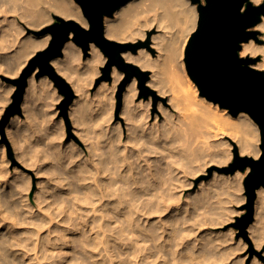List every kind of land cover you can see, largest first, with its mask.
I'll return each mask as SVG.
<instances>
[{"label": "bare ground", "instance_id": "6f19581e", "mask_svg": "<svg viewBox=\"0 0 264 264\" xmlns=\"http://www.w3.org/2000/svg\"><path fill=\"white\" fill-rule=\"evenodd\" d=\"M252 1L260 3L264 0ZM53 13L89 26L76 0H0V69L10 74L19 73L29 56L47 46L50 34L23 36L21 23L40 26L53 20ZM198 18L197 5L191 0H129L115 11L114 16L105 18L106 35L119 41L149 38L148 30L154 25L162 30L152 36L151 44L139 48L137 52L123 51L122 55L142 69H151L147 85L157 87L158 94H169L173 113L170 110L163 122L158 113L151 115L152 100L139 99L135 77L123 92L121 114L126 116V124L118 121L106 125L110 122L109 118L106 126H99L102 123L97 117L98 123H93V126L90 119L95 118L93 111L97 105L87 96L82 75L93 77L98 73V68L106 61L103 51L91 43V56L81 61L80 46L69 40L64 46V56L52 60L57 71L73 81L76 92L81 95L71 105H77L73 107V113L83 126L85 139L82 135L81 139L83 142L86 140L89 153L84 156L85 149L77 143L70 142L71 147L62 146L61 149L54 147L53 157L58 165L68 169L60 170L61 173L58 171L59 176L63 174L58 184L54 183L51 191L44 190L43 200L39 199L41 195L38 196L40 201L37 200V204L31 201L34 204L20 203L22 184L0 165V264H203L207 259L212 261V257H215L213 263H219L217 259L224 260L225 255L222 254V257L213 249L214 252L207 249L211 242L207 248L200 246L195 249L191 238L186 239L183 234V225L188 221L184 219L187 215L183 217L180 214V190L185 186L182 180L186 174L194 176L202 169L204 171V167L212 162H228L235 140L241 154L258 157L261 152L259 125L247 111L233 115L229 108L198 93L197 85H194L195 95L186 87L185 51ZM258 26L264 29V16ZM151 48L157 49L156 55ZM240 52L242 56L261 52L263 58L256 66L264 67V45L258 44L254 38L243 42ZM112 75L113 94L124 71L114 66ZM46 82L52 84L50 80ZM106 85L105 80L99 85L98 95L104 94L102 90ZM35 86L37 83L31 76L23 100V109L28 116L36 111L31 96ZM26 126L22 125V119L14 115L6 128L9 137L12 138L17 129L24 130ZM229 136L232 140L227 138ZM2 153L0 156L5 154ZM38 153L34 152L32 157ZM48 155H53L52 151ZM31 158L24 164L33 163L34 158ZM45 159L42 161L45 162ZM6 163L2 166L6 167ZM37 168V174L46 173L41 166ZM219 172L213 173L208 190L226 187L231 190L228 193L230 199H237L236 192L244 178L241 170L231 174ZM182 173L184 179H181ZM21 174L24 176L26 173ZM27 176L23 178L28 180ZM24 184L27 185V182ZM25 185L23 191H27ZM257 203L259 217L249 225V230L258 241H264L262 186L257 188ZM190 213L194 216L193 212ZM191 218L188 219L190 222Z\"/></svg>", "mask_w": 264, "mask_h": 264}, {"label": "water", "instance_id": "95a60500", "mask_svg": "<svg viewBox=\"0 0 264 264\" xmlns=\"http://www.w3.org/2000/svg\"><path fill=\"white\" fill-rule=\"evenodd\" d=\"M87 18L89 26L85 27L74 18H65L55 14L56 21L34 30L40 36L51 35L46 47L38 50L21 70L18 77L4 76V79L16 86L12 101L7 106L0 122V131L4 133L5 126L16 114L23 112V100L29 84V78L35 74L39 79L49 76L59 91L65 94L60 105L64 115L75 92L71 84L61 75L52 63L56 57L64 55V46L72 40L89 53L91 43H95L108 57L102 67V79H109L114 65L127 73L124 85L133 74L140 78L143 90L155 93L145 85L149 72L137 64L128 62L122 55L123 51L137 50L149 44V40L137 42H121L106 35L105 18L114 13L129 0H76ZM197 4L199 11L198 23L192 32L185 51V62L188 73L197 83L200 93L208 99L227 107L233 115L247 111L258 123L261 133L260 147L262 152L258 158L241 155L237 145L234 147V160L221 170L234 173L250 167L245 180L246 202L243 208L246 212L236 217L234 225L239 228V234L248 238V227L255 218V200L257 188L264 186V71L252 66L258 57L241 56L242 43L257 37L258 31L252 29L264 16V1L254 4L250 0H191ZM100 80H98L99 82ZM211 169L209 172L211 173ZM262 256L261 252H257Z\"/></svg>", "mask_w": 264, "mask_h": 264}, {"label": "rangeland", "instance_id": "374dc122", "mask_svg": "<svg viewBox=\"0 0 264 264\" xmlns=\"http://www.w3.org/2000/svg\"><path fill=\"white\" fill-rule=\"evenodd\" d=\"M201 1L205 2V0H201ZM250 1L254 4H259V3L253 2L252 0H250ZM262 2H260V3H262ZM55 14H57V13H53V16H52L53 20H51L49 22H45L40 26H31V25H28L27 23H25L23 21L21 23V28H22V30H24V32H22V35L23 36H26V35L40 36V35L35 34L34 30H39V29L47 26L48 24L55 22L56 21V18L54 17ZM156 26L157 25H154L148 30L149 38L146 37V39H142V40H144V41L149 40V44H151L152 43V36L154 34H158L162 31L159 28H157ZM252 29H255L258 31L257 37L259 38V40L255 39L256 42L260 45H264V29L259 27L258 24L255 25L254 27H252ZM47 35H49V34H47ZM44 36H46V35H44ZM140 39L141 38H139L138 40H140ZM70 40L73 41L72 38ZM138 40H136V41L129 40V41H121V42H137ZM76 45H78V44H76ZM80 48H81V61H85L87 59V57L91 56V51L89 50V53L85 54L83 51V48L81 46H80ZM151 50H152L153 54H155V55L158 52L156 48H151ZM239 53L241 54V52H239ZM103 54H104V52H103ZM33 55L29 56L28 60ZM246 56L258 57V60L255 63H253L252 66L257 68V69L264 71L263 66H256V64L259 63L263 58V54L261 52L258 54L246 55ZM107 59H108V57L106 56V61L103 63V65H101L98 68V73L95 74L93 77H90V76L88 77V75H86V74L82 75L83 81L85 82V90H86L87 96L89 98L93 99L97 105V106H95V110L93 111V114H96V116L93 115L95 118L90 119V122L92 125H93V123L96 124V123L100 122L102 124H99V126L103 125V124H104L103 126H106V125L111 124L112 122L117 123L118 121H121V123L126 124L125 123L126 122V119H125L126 116L121 114L123 106H124V104H123L124 103V98H123L124 93L123 92H125L128 84L135 77L137 78V88L139 91V94H138L139 99L144 97L145 100H149V99L152 100V104L150 106L151 115L154 116L156 113H158L160 121L162 120V122H163L166 114L170 110H171V113H173L172 105L168 101L169 94H166V95L165 94L163 95L160 93L158 94L157 87L147 85V80H149L151 77V73H152L151 69H143V70H147L149 72V75H148V78L145 82V85L147 87H149V89L153 90L155 93H152V92L146 91V90L144 91L142 88L141 82H140V78L136 74H133V76L129 80L126 81L124 88H123V91H122V94H121V100H119L118 94L120 91V87L125 82V80L127 78V73L124 69L119 68L118 66L114 65L118 69L123 70L124 75L121 78V80L117 83L115 91L112 94L111 88L113 87V78H114L112 75V69L114 66L111 69L110 78L109 79H102V76H103L102 67L106 64ZM28 60H27V62H28ZM27 62L25 64H23L19 73L10 74V73L4 71L3 69H0V95L2 93V97L0 96V122H1V119L4 115V113H5L7 106L12 101V94L16 88V86L14 84L6 81L4 79V76L18 77L21 70L25 67ZM185 66H186V62H185ZM4 67L5 66H3V68ZM186 73H187V78H185L186 87H188L191 90L192 94L194 93V95H195L196 93H195L194 85H197V83L192 79L190 74H188L187 67H186ZM32 76L34 78V83H37V86L34 87V91L31 95L33 97V104L32 105H33L34 109L36 110L35 113L33 115L28 116V114H26L24 109H23L22 114H16L15 115V116L19 117L20 119H22V125H25V126L27 125V126L24 130L20 129V128L17 129L13 133L12 138L9 137L7 129H6L8 123L10 121L5 126L4 133H2L0 131V150H1V153L2 152L5 153V154L2 153L3 154V156L1 155L2 157L0 156V158H2V161L4 158L3 162L0 161L2 163L0 165H1V167H3V169H6L9 172L10 176L15 177L16 179L18 178L19 180L18 179L17 180L20 181V183L22 184V189H21V193H20V201H21L20 203L21 204H25V203L30 204L31 202H36V204H37L38 203L37 200H39V199L43 200V197H42L43 194L42 193L44 192V190L49 189V191H51L52 190L51 188H53V186H55L54 183L58 184V179L60 177H62L63 174L61 176H59L60 174H58V171L60 173H61L60 170L67 171L68 168H64L61 164L58 165L57 160H55L54 155H55V149L56 148H54V147H57V148L59 147V149H61L62 146H65V148H66L68 146L71 147V145H70L71 143H74V144L77 143L76 145L80 146L81 149H85V151L82 153L84 156H87L89 153V150L87 148L88 144H87L86 140L84 142L82 140V139H85V136L82 135V133H83L82 127L83 126L80 125V122L76 119L77 118V116H75L76 113H73L74 112L73 107L76 108L77 105H71L75 100H78L81 97V95H79V93L76 92V89L74 88V85H73V81L66 79L71 84V86L75 92V96L73 98V101L71 102V104L69 105V107L67 109V115H64L60 105L62 104L63 100L65 99V94L59 91V88L55 85L54 81L51 78H49V76H43L39 79L36 77L35 74H33ZM48 80L51 81V83H52L51 85L46 82ZM98 80H100V81L98 82ZM104 80L107 82L108 85H106L104 87L105 89L102 90L103 91L102 93H104V94L98 95L99 85H101ZM44 82H46V83H44ZM86 82H87V84H86ZM45 84H47V85L49 84L50 86L49 85L47 86ZM6 92L8 94H5ZM198 93H200L199 87H198ZM4 95H6V96H4ZM160 103H161V105H160ZM169 105L171 106V108ZM71 106H72V108H71ZM159 107H161V110ZM70 108H71V110H70ZM164 108L167 110V112ZM164 110H165V112H164ZM40 111H42V114L40 113ZM44 111L47 113L46 115L44 114L45 113ZM97 117H99V118H97ZM96 118H97V120L99 119L98 122H97ZM107 119H109L110 122L107 123V121H108ZM76 121L79 123H77ZM99 126H96V128ZM33 128L36 130H34ZM37 128H38V130H37ZM36 131H38L39 133L41 132V133L39 134ZM24 132H26V134ZM31 132L33 133L32 135H30ZM42 132H44V133H42ZM28 133H29V135H28ZM81 135L83 136L82 139H81ZM258 135H259V145H260L261 144L260 128H259V134ZM40 137H42V138H40ZM227 138L232 140V137H230V136ZM40 139H41V141H40ZM21 140H22V142H21ZM42 142H43V144H42ZM19 143L20 144L23 143L24 145L23 144L19 145ZM38 143L40 146L38 145ZM56 143L58 146L56 145ZM234 143H235V145H237V147L239 149V145H238L236 140L233 142V144ZM37 145L40 148H38ZM2 146L4 149L2 148ZM18 146H21V147L23 146L22 149H24V150H22L21 147L19 148ZM234 147L232 149V153H233L232 157L228 160V162H226L224 164L212 162L211 164H208L204 167V171L202 169L197 174H194V176H191L192 175L191 173L184 175L185 179H184L183 173L180 174L181 179L182 178L184 179V180H182V182L184 181L183 186L185 185L184 187L182 186L183 188H181L182 190H180L182 192L181 200L179 202V204L181 205V213L180 214L183 215V217H185L186 215L188 216V218H187V216H186V218H184L188 221V223L190 222V220H188V219L193 217V218H191V222L194 225V227H193L191 222H190L191 224L185 223L183 225L184 226V230H183L184 233L183 234L186 236V239L191 238L190 241H193L194 244H192V245H195V249H199L200 246L202 248H204L208 245L209 242H211L210 245L207 246L208 248L207 247L206 248L212 252L215 251V253H218V254L220 253L221 256L223 254V256L225 255V258H227V259L224 258V260L217 259L219 263H217V261H215L216 263L215 262L213 263L215 257H212L211 258L212 261H210L211 263L209 262L210 259H207L208 262L205 260L206 262H203V264H212V263L213 264H264V241H258L256 239L255 235L252 234L251 231L249 230V227H248V238L244 237L243 235H240L239 234V228L234 225V223L236 222V217L241 216L246 212V209L243 208V204L246 202V198H247L244 180H245L248 172L250 171V167L249 168L247 167L244 170H241L242 174L244 175V178L241 180L239 190L236 192L237 193V199H230V196L228 193L231 190L229 188H226V187L219 189V190H210V189L208 190V187L209 188L211 187L209 185V182L211 181L210 179L213 178L212 175L214 176L213 173L215 171H218V173H220L219 171H221V173H224V174H231V173H226V172L222 171L221 169L223 167L229 166L231 164V162H233V160H234ZM37 148H38V150H37ZM41 148H44V149L48 148V149H46V150L42 149L41 150ZM50 148H51V150H50ZM32 149H34L33 151L35 152V154H36V152L38 153L41 150V152L38 153L39 154L38 158H37L38 154L35 155L36 157L35 156L32 157V155H34V152L31 151ZM53 149H54V151H53ZM26 150H28V151H26ZM49 150H50V152H48ZM23 151H26V152H23ZM51 151H52L53 155H48V153L51 154ZM27 152H28V154H27ZM32 152H33V154L31 155L30 153H32ZM261 152H262V149H261ZM261 152H260V154H261ZM239 153L241 154L240 150H239ZM20 154L22 155V157ZM29 154L31 156H27ZM260 154H259V156H260ZM43 155H45V156H43ZM241 155H244V154H241ZM24 157H26V158L23 159ZM31 157L34 158L33 163H31V164L33 165L35 163V166L34 165L32 166L31 164L27 165L26 163L24 164L25 160L27 161ZM258 157H255V158H258ZM21 158H22V160H20ZM44 159H45V162H43ZM31 161L32 160H30V162ZM5 163L7 164L6 167L2 166V165H5ZM40 166L43 168L44 172L46 171V173L42 172L43 175L41 174V172H40V174L39 173L37 174V172L39 170V168H37V167H40ZM58 166H60V167L58 168ZM52 167H53V169H52ZM36 168H37V170H36ZM210 169L212 170L211 173L209 172ZM52 170H55L54 172H56V173H54ZM48 172H50V174ZM21 173H23V174L26 173V174L23 176ZM52 173H54V175L55 174H57V175L54 176ZM17 174L19 176L21 174V176L19 177ZM46 174H47V176H46ZM27 175H29V176H27ZM49 175L50 176L52 175V177L50 178ZM22 176L25 178L27 176L29 183H28V180H26ZM21 177L23 179H25L23 183L21 182V180H22ZM56 178H57V181H56L57 183L55 182ZM44 179H45V182H44ZM49 179L50 180L52 179L51 182L49 181ZM40 180L43 183L40 182ZM186 181L189 184H187ZM25 182H27V185L24 184ZM46 183H48V185ZM28 184H29L30 190L28 189ZM24 185H25V189L27 186L26 190L28 192L23 191ZM186 185H188L189 187ZM190 185H191V187H190ZM262 187L264 188V186H262ZM38 188L41 190L40 191L41 194H40ZM43 188H45V189H43ZM206 188H207V191H206ZM203 189H205V190H203ZM208 191H209V193H208ZM38 192H39V194L36 195ZM206 192H207V195H206ZM25 194H26V198H24ZM32 194H35V195H32ZM22 195H23V197H22ZM40 195H41L42 199L41 198L37 199L38 196H40ZM188 196H189V198H188ZM34 198H35V200H34ZM196 198H197V200H196ZM21 199H23L24 202ZM187 199H188L189 203L187 202ZM194 199H195V201H194ZM25 200H29V201H25ZM193 201H194V203H193ZM196 201H197V203H196ZM31 204H34V203H31ZM194 206H195V209H194ZM23 207H24V205H23ZM185 207H188V208H185ZM24 208H26V207H24ZM183 209H184V211H183ZM192 209H193V211H192ZM259 210H260V208H259V204L257 203V198H256L254 221H256V218L259 217V214H257V212H259ZM190 212H193L194 216H192V213H190ZM203 220H205V221H203ZM189 226L192 227V230H190ZM263 226H264V218H263ZM191 231L192 232L194 231V232L192 234L187 235ZM207 234H208V238H207ZM201 243H202V245H201ZM203 245H205V246H203ZM258 245H261V246H258ZM256 246H258V247H256ZM222 250L224 253L221 252ZM257 252H261L262 256H259L257 254ZM228 253H229V255H226ZM228 256H229V258H228ZM220 260H221V262L222 261L223 262L221 263Z\"/></svg>", "mask_w": 264, "mask_h": 264}]
</instances>
